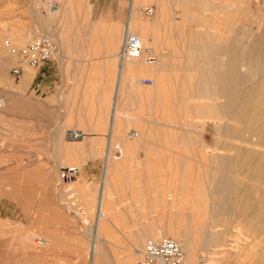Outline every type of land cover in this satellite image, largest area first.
<instances>
[{
    "label": "rangeland",
    "instance_id": "374dc122",
    "mask_svg": "<svg viewBox=\"0 0 264 264\" xmlns=\"http://www.w3.org/2000/svg\"><path fill=\"white\" fill-rule=\"evenodd\" d=\"M58 1L59 6L54 11H49L44 0H0V264H86L87 260L92 257L90 245L94 231L93 220L95 213L98 211V194L102 175H94L95 171H92L91 176H89L91 181L86 183V185H79L83 180L72 184L62 183L58 178V173L61 165H80V163L67 162L62 159L65 154L75 155L80 161L85 158L91 161L101 160L103 155L101 153L74 154L73 151L77 150V147L82 143L74 139H67L64 136L65 128L70 127L73 121L72 124L65 123L62 125L60 121L57 124V50L50 59L43 62L39 67L26 65L20 60L18 54V50L22 49L24 44L33 36L47 35L46 33L49 32L57 36V22L62 16L68 0ZM141 1L144 2L141 9L143 14L142 18H138L150 23L153 14L149 16L144 12L145 8L153 6L148 3L151 0ZM207 1L209 2L210 10L206 11V13L213 14L214 6L219 0ZM166 2L169 6L170 3ZM250 6H256L257 8L259 7L258 9L264 10V7H261L260 0H252ZM191 7L189 10L194 17L198 14L201 16L205 12L200 7ZM152 8L154 12V6ZM169 11H173V9L170 8ZM199 16L193 19H197ZM174 21L180 23L179 19ZM149 23L148 26L150 27ZM145 24L147 26V23ZM166 27L154 28L153 33L155 38L158 39L157 41L151 35L145 36L144 47L150 48L156 43V45L154 44L157 53L156 61L161 58L160 55L169 41ZM133 29L140 30V23H135ZM134 30H129V32L136 34ZM163 31L166 32L165 35ZM54 41L57 45V39ZM171 41L173 42V39ZM13 50L17 52H13ZM173 50L178 55V59L183 58V49L173 48ZM144 55L140 58L141 61ZM115 60L118 61L117 59ZM14 66L21 67L22 72L19 77L11 75V69ZM27 69L31 71V76L23 81V74ZM39 71L43 73L38 74ZM83 76L78 75L80 81ZM90 76L92 75H87V78H90ZM99 76L95 75V78H98L95 80H98L99 83H106L107 89H75L70 91L68 97L58 98L61 109L64 111L69 110L72 120H78L83 117L85 109L92 110L93 114H96V111L101 113L102 109L104 110V115L109 114L116 80L115 75H106L105 79L103 76H101L102 78H99ZM137 77L139 79L144 77L151 79V76L147 74H140ZM172 79L170 78L169 85H171V89H174L173 85L178 83ZM151 87V85L142 84L138 89L136 87L130 88L126 84L122 95H120V97L136 98L138 105L134 114L131 115L134 119L139 120L136 123L146 127L149 134L153 133L155 127L153 124L147 123V119L150 117H161L160 115L166 118L167 124L170 122V124H178L181 118H188L190 126H186L187 129L184 131L170 125H162L158 128V132L161 129L168 135L166 139L172 141L169 143V147L166 148L167 155L165 154V157L168 156L170 159L158 162L159 166L166 168L158 169L161 172L156 176L155 185L151 187L152 195L157 200V209L154 212L156 217L153 221L143 224L147 232L156 230L159 224L168 218L170 204L181 202V200H177L174 203H170L169 197L166 195L168 191L162 190L159 194L157 191L160 188H164L163 184L170 182V180L177 184L185 181L187 163L183 157L187 152L199 149L196 138L197 140L198 138L205 140L206 147L202 151L211 152L213 149L212 133L204 129L198 132L196 129L201 120H205L208 123L211 122L210 119L198 117L199 113L192 108L191 103L200 102V99L176 100L172 102L171 107L173 108L161 114L155 109V100L151 98L153 97L151 96L152 94H149ZM61 116L58 111V118ZM117 129L121 130L119 127ZM170 129L171 131H169ZM153 134L151 135L153 136ZM186 135L189 136L187 142L185 139ZM118 142V139H113L111 144L119 147ZM132 144L137 145V143ZM138 145L143 147L151 146L154 150L157 148L153 139L145 146L140 143ZM185 148L187 151L184 150ZM218 150L215 149V151ZM177 151L182 153L178 154ZM149 156L143 154L141 158L145 161ZM173 158L175 159L174 161ZM190 163V166L195 165L192 162ZM53 167L56 168L57 176L55 177L51 176L50 170ZM114 173L118 174V177L116 176V180H112V184L109 187V195H111V189L118 190L119 182L122 180H119L121 178L119 171L116 170ZM136 184L132 185L131 188L137 189V197L142 196V188L149 189L148 186ZM6 190H9V195ZM84 190L90 191L88 195L82 193ZM108 197H105V201L108 200ZM41 215L44 218L43 220ZM196 216L199 219L201 213L197 212ZM39 219L42 220V223L38 221ZM134 220L136 221L134 226H138L139 219ZM110 221L117 225L119 219L111 217ZM123 221L124 218H122ZM103 223V227L105 223L106 226L108 225L107 218L104 219ZM221 225L219 224L215 227V230H217V236L224 240V243L228 246L225 247L224 245V248L231 247L230 249L234 250L241 240L247 241V250H250L251 247L259 248L264 246V234H254L246 228L240 230L235 222L230 219ZM101 230L96 233L100 238L102 236ZM38 237L40 239L49 237L50 240L44 242L43 245H35L33 240ZM155 237L157 236H148L147 239ZM101 242L102 239L99 243L98 251L93 256L95 264H111L112 262H120L119 264H121L125 262V260H121L120 249H101ZM210 248L215 250L220 247L202 248V250L201 246L197 245L195 251L198 250L197 253H200L201 256L197 258L195 264H210L212 262H214L212 264H238L239 259L236 256H227L221 259L212 258L216 255L209 250ZM199 249L202 251H199ZM132 255L134 258L131 256L126 261L130 260L135 264L140 255L139 257L136 256L135 252ZM203 255L209 256L210 259L206 257L204 259Z\"/></svg>",
    "mask_w": 264,
    "mask_h": 264
},
{
    "label": "bare ground",
    "instance_id": "6f19581e",
    "mask_svg": "<svg viewBox=\"0 0 264 264\" xmlns=\"http://www.w3.org/2000/svg\"><path fill=\"white\" fill-rule=\"evenodd\" d=\"M166 1L170 3V7ZM260 2L261 7H264V0ZM143 3L140 2L141 6ZM148 3L154 6L150 23L138 18L137 11L132 9L125 31L134 30L133 25L140 23L141 29L134 31L141 42L143 54L146 55L156 57L157 54L154 46L156 43L153 47H144L146 35L155 38V27L167 26L169 41L158 61L146 63L143 59L140 60L142 56L125 60L121 64L122 79L135 81L140 88L143 83L137 76L150 75L151 84L144 85L152 86L149 94H152L155 109L161 114L173 108L172 102L176 100L200 99V102L191 103L192 108L199 113L198 117L210 119L211 122L201 120L196 129L198 132L208 130L213 135L211 152L202 151L206 147L205 140L196 138L199 149L184 154L183 158L187 163L185 181L177 184L170 180L166 186L169 202H181L169 205L167 231L150 236H169L175 239L184 253L183 264H195L201 256L197 253L198 250L195 251L197 245L201 249L220 247L209 249L216 255L212 257L214 259L236 256L238 264H264V246L247 250V241L241 240L234 250L230 246L236 243L230 245V248H224V245L228 246L217 236L215 230L219 224L223 225L230 219L240 230L246 228L251 233L264 234V10L250 6L252 0H219L214 6L213 14L206 13L210 10L207 0H151ZM191 6L200 7L205 12L193 19L196 16L190 12ZM170 8L173 11H169ZM175 19H179L180 23L175 22ZM163 33L165 35L166 32ZM46 34L53 40L57 39L50 32ZM173 48L183 49V58L178 59L176 49ZM30 76L31 71L27 69L23 74V81ZM170 78L178 83L173 85L174 89L169 85ZM160 116L153 117L150 122L155 127L154 134L151 133L153 136L143 125L139 131L144 146L153 139L157 147V163L169 158L165 157L166 148L172 141L166 139L168 135L161 129L158 132L159 126L170 125L181 131L190 126L188 118H181L180 121L177 119L178 124H167L166 118ZM185 139L187 142L189 136L186 135ZM107 157L108 161L113 158L111 155ZM62 159L69 162L66 156ZM190 162L195 165L190 166ZM50 171L52 177L57 176L55 167ZM102 173L103 182L98 187L101 200L97 210L106 217L103 212V195L109 193L110 171L106 169ZM173 178L175 179L174 176ZM8 191L6 190L7 194ZM132 196H136V193ZM197 212L201 213L199 219ZM42 220L38 221L42 223ZM98 223L100 226L102 221L99 219ZM48 240L49 237H38L33 243L43 245ZM135 247L136 256L141 257L139 243ZM205 257L210 259L209 256H204V259ZM86 264L94 263L89 260ZM122 264L133 263L125 260Z\"/></svg>",
    "mask_w": 264,
    "mask_h": 264
},
{
    "label": "crops",
    "instance_id": "0c3cea01",
    "mask_svg": "<svg viewBox=\"0 0 264 264\" xmlns=\"http://www.w3.org/2000/svg\"><path fill=\"white\" fill-rule=\"evenodd\" d=\"M140 2L142 1L68 0L64 12L57 22V124L59 121L62 125L65 123L72 124L73 121L70 127L65 128L64 136L67 139H74L82 143L77 147V150L73 151L74 154L101 153L103 155L101 160L94 161L86 158L80 161L77 156L72 154H65L62 157L66 156L69 162L80 163V175L74 181L81 182L83 180L79 185H86L91 181L89 176H91L92 171H95L94 175H102L103 178L102 172L106 169L110 171L108 177L109 187L112 180H116L118 175L114 171H119L121 177L119 180L122 179L119 182L118 190L111 189V195L109 193L103 195V212L107 216L100 215L99 211L95 213L94 231L90 245L92 257L89 259L94 264L93 256L99 249L101 239V249H120V257L124 261L127 257L132 256L138 243L139 249L142 251L147 237L158 235L163 230L167 231L169 224L167 218L159 224L156 230H149L148 232L143 226L145 222H152L156 217L154 212L157 209V200L152 195L151 187L155 185L156 176L161 172L158 169L166 167L159 166V163L155 161L156 151L151 146L138 145L139 143L142 144V135L139 133L142 125L136 123L139 120L131 117L138 105L137 100L132 97H120V95H122L126 84L130 88L139 87L135 81L122 79V63L115 60H118L117 52L131 15L130 11L132 9L136 10L137 17L142 18L143 11L141 13L142 6ZM136 3H139L138 6H136ZM150 7L148 6V8ZM152 14L153 8L151 13L147 15L151 16ZM42 73L41 71L38 72V74ZM109 74H114L116 79L109 114L104 115L102 109L101 113L96 111V114H93L92 110L85 109L83 117L72 120L70 111L61 109L58 98L68 97L72 90L107 89L106 83H99L98 80H95L98 79L95 78V75H101L105 79L106 75ZM78 75H84L81 81ZM87 75L92 76L87 78ZM101 76L99 78H102ZM58 111L62 115L60 118H58ZM152 118L150 117L146 122L150 123ZM118 127L121 130L117 129ZM71 132L72 134H70ZM83 138L84 140H82ZM113 139L119 140V147L111 144ZM132 143H137V145ZM143 154L150 156L143 161L141 158ZM107 155H111L113 158L111 157L112 159L108 161ZM155 171L158 172L155 173ZM102 182L103 179L101 185ZM135 183L139 186H148L149 189L142 188V196H135V198L132 194H137V189L131 188ZM163 186L165 187L157 192L168 191L166 190L167 183ZM89 192V190L82 191L86 195ZM105 197H108L107 201H105ZM100 200L99 191L97 209ZM111 217L119 219L117 225L110 221ZM106 218L108 225L106 226L105 223L103 227ZM122 218H124L123 222ZM99 219L102 221L100 226L98 225ZM134 219H139L138 226H134L136 223ZM99 230L102 233L101 238L96 235ZM119 263L112 262L111 264Z\"/></svg>",
    "mask_w": 264,
    "mask_h": 264
},
{
    "label": "built area",
    "instance_id": "2783aa9c",
    "mask_svg": "<svg viewBox=\"0 0 264 264\" xmlns=\"http://www.w3.org/2000/svg\"><path fill=\"white\" fill-rule=\"evenodd\" d=\"M49 11H54L59 6L58 0H44ZM147 14L151 13V8H145ZM57 45L55 41L46 35H37L31 37L22 49L18 50L20 60L28 66L39 67L43 62L50 59L56 52ZM13 52H17L13 50ZM143 55V48L137 35L125 31L120 48L117 52V58L120 63L130 58H138ZM155 56L144 55L143 60L146 63L155 62ZM21 67L14 66L11 69V75L19 77ZM143 84H151V79L144 77L140 79ZM72 134V133H70ZM80 175V167L75 164L61 165L59 167V180L64 184H72ZM135 264H183V251L179 243L169 237L161 236L148 238L144 242L141 257Z\"/></svg>",
    "mask_w": 264,
    "mask_h": 264
}]
</instances>
